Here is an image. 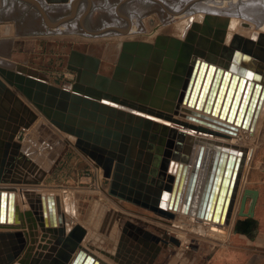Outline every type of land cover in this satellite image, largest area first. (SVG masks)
Listing matches in <instances>:
<instances>
[{
    "label": "water",
    "instance_id": "95a60500",
    "mask_svg": "<svg viewBox=\"0 0 264 264\" xmlns=\"http://www.w3.org/2000/svg\"><path fill=\"white\" fill-rule=\"evenodd\" d=\"M50 3L69 4L70 0ZM77 4L71 2L72 15L68 19L76 16ZM226 27L206 15L201 24H192L184 38L159 35L154 42L126 40L111 77L98 74L100 58L72 50L68 68L77 76L71 88L0 66V185L38 186L44 182L70 142L56 135L45 124L48 121L62 134L73 137L75 149L112 179L110 194L153 212L167 223L191 217L197 222L212 221L213 229L228 233L250 149L208 137L225 135L215 129L173 118L175 113L194 122L201 115L191 109H183L191 115L178 113L176 101L189 100L193 107L195 91L208 64L209 72L195 107L203 106L205 87L214 68H218V74L220 69L225 70V77L233 73L231 86L234 82L240 86L229 112L224 105L223 114L228 113L224 119L226 124H234V129L254 131L264 103V33L257 39L236 35L227 45ZM199 40L207 45H200ZM215 45L220 47L217 52ZM242 85L246 87L244 101L236 114ZM248 98V107H244ZM209 104L210 100L205 110ZM218 110L217 103L213 113ZM136 111L169 120L191 132L153 121ZM22 130L30 131L26 140H21ZM183 137L191 139L187 149L175 141H183ZM142 151L146 152L145 159ZM172 161L178 164L174 173ZM11 190L0 187L2 222L7 219ZM23 192L42 230V244L24 262V233L1 232L0 238H9V243H0V264H108L83 246L87 237L84 226L77 224L68 231L66 216L61 215L58 227L54 208H49L47 217L44 196L30 190ZM165 194L170 198L163 206ZM258 195L256 190H245L244 204L249 197L254 201L248 213L243 211L241 215L254 217ZM51 199L49 196V205L54 206Z\"/></svg>",
    "mask_w": 264,
    "mask_h": 264
},
{
    "label": "rangeland",
    "instance_id": "374dc122",
    "mask_svg": "<svg viewBox=\"0 0 264 264\" xmlns=\"http://www.w3.org/2000/svg\"><path fill=\"white\" fill-rule=\"evenodd\" d=\"M35 1H40V8L26 0H0V66L63 88H71L76 81V72L68 68L72 50L100 58L102 62L98 74L111 77L124 41L154 42L158 35L182 38L185 33L183 27L186 23L181 26L182 20L178 16L170 19L171 15L161 6L164 0H144L142 9L146 10L135 19L126 18L123 8L120 13L118 9L116 18L126 23L130 21L132 25L126 33L116 30H126L127 27L116 30L112 26L109 28L114 20L110 6H126L137 0H79L76 16L71 19H68L72 15L71 3ZM122 1L125 3L119 5ZM169 1L176 5L173 0ZM88 10L89 14L85 16ZM59 21L62 22L58 24ZM88 66L92 65L89 63ZM261 119L246 169L243 194L234 212L235 223L225 241L209 240L206 236L191 230L189 232V226L196 224L191 221L186 223L185 228L179 229L165 223L164 219L153 212L110 194L112 179L106 178L103 169H98L92 160L76 150L73 142H68L58 157L55 166L60 167L56 169L57 172H52L35 189L66 194V198L70 194L75 197L74 209L77 213L75 217L66 214L67 221L90 229L83 242L84 247L108 263L128 264V255L135 254L140 264H173L175 260V264H239L242 262L239 255L245 253L250 264H257L254 255L264 254V248L245 244V240L253 238L258 231L257 223L254 217L248 218L241 213H248L254 201L253 197H249L242 207L245 190H256L259 193V188H264V112ZM171 126L184 129L174 123ZM26 137L27 133L21 136V140ZM166 202L167 198L164 197L162 205L166 206ZM116 211H119V225L111 222L112 212ZM246 222L248 225L244 226ZM172 224L175 222L172 221ZM33 231L35 233L28 236L30 245L22 257L24 262L33 256L37 250L36 244L40 243L41 230ZM119 238L121 244L117 246ZM154 242L157 246L151 250L150 246ZM226 256L235 260L226 262Z\"/></svg>",
    "mask_w": 264,
    "mask_h": 264
},
{
    "label": "bare ground",
    "instance_id": "6f19581e",
    "mask_svg": "<svg viewBox=\"0 0 264 264\" xmlns=\"http://www.w3.org/2000/svg\"><path fill=\"white\" fill-rule=\"evenodd\" d=\"M152 1L156 2V0H152ZM173 1H174V3H176L175 6L173 4H171L169 0H164L163 1L164 4L161 6L163 7V9H165L171 15L170 19H176L179 17V19L182 20V22H180V20H179L181 26L183 25L184 22L186 23L183 27V30L185 31V33L183 34L182 38H184V36L188 32V30L191 28V26L194 22L201 24L206 15L213 17L214 20L219 21L220 23L227 24L226 34L224 36L225 44H227V45H229L231 43L232 39L236 35H241L243 37H247V38H251V39H257L260 33H264V0H181V1L180 0H173ZM34 2L38 7H41V5L39 4L40 1L39 2L34 1ZM78 2H79V0H76V3H78ZM123 3H125V1L124 2L122 1L119 5H123ZM10 4H11V2H10ZM144 4H145L144 0H137L135 3L133 2V3L128 4L126 6H120V7L118 5L114 6V7L110 6L111 14L114 17V20H113V23L111 25H109V28L112 26L111 28H115L114 30H116V28H126L127 27L126 30H122V31L116 30V31L121 32V33H126L127 31H130L129 27L132 25H131L129 19H128L129 23H126V22L120 21L119 19L116 18L115 15H116V13H118V9H120V11H119V13H120V12H122V8H123V10H124L123 13L127 14L126 18L129 17L131 19V17H133V19H135L137 17V15L140 14V12H143L146 10V9H142ZM107 5H109V4H107ZM11 8H13V7H11ZM199 19H202V20L198 21ZM245 19H246V21H244ZM246 22H248V23H246ZM163 24H164V22H163ZM259 30H260V32H258ZM150 42H151V40H150ZM199 44L200 45H207V43L204 42L203 40H199ZM219 48H220L219 45L214 46V50L216 52L219 51ZM209 67L210 66L208 64H205V66H204V72H203L204 75H203L202 81L200 82V84H198V87L195 91L194 103H192L193 107L189 106V100H187L186 103H180L179 101H176L178 113L191 115V114H188L186 111L183 110V109H191L195 112H198V114H201V115L196 116L197 120L194 122L192 120L182 118L180 115L175 114V113H173V118L180 120L182 122H189L191 124H196L198 126H202V127L208 128V129H213V130L215 129L217 132H221L222 134H225V135L222 137H213V136H208V137H212V138L219 140L225 144L236 145V146H239L241 148H249L250 149V153L246 157L244 173L242 175V181H241V185H240V189H239V193H238V197H237V202H236V206H237L240 203V198L243 194L242 188L244 187L243 184H244V180L246 179V177H245L246 176V169H247V165L250 162L249 159L252 155V148L256 142L255 137L257 136L256 133L258 130V125H259L260 121L262 120L261 118H262L263 112H264V103L262 105V109H261V112H260V115H259V118H258V121H257V124L255 126L254 131H252L250 128L249 129H243L241 127L240 128L237 127L236 129H234V124H226L227 121L224 118L227 117L228 113L223 114L224 105L227 104L228 109L227 108L226 109L229 112L231 109L232 103L234 102L236 92H237L240 84L234 82L233 86H231L232 79H233V73H231L225 77V70L220 69V72L218 74V68L216 67V68H214V71L211 72L210 81H208V83L205 87V91H204V95H203L204 99H202V102H203L202 108L201 107H199V108L195 107V106H197V102L202 95L205 80L207 78V73L209 72ZM196 77H197V74H195L192 86H191L190 91H189V96L191 95V93L193 91V87L195 84ZM245 89H246L245 85H242L239 89L240 90L239 96H238V99L236 101V107H235L236 108V114H238V110L240 109V105L244 101L243 100V94L245 92ZM252 92H253V90H251L250 98H251ZM261 93H262V90L260 91V95H261ZM219 94H220V99L218 100ZM210 95H212L211 99H210ZM189 96H188V99H189ZM250 98H248L244 102V107H248V103H249ZM209 100H210L209 107L207 110H205L204 109L205 104H207ZM217 103L219 105V110H218V112H215V114H214L213 109ZM135 113L143 115L146 118H149V119L156 121V122H159L161 124H167V125L171 126V124L173 123L169 120L159 118L157 116L149 115L147 113H142V112L138 113L137 111ZM221 116H222V118H221ZM220 121L225 122V123H219ZM45 124L49 128H51V130L56 135H58L60 138H62V135H63L64 138H68L70 140V142L75 141V139L73 137H68L67 135L62 134L60 131H55L56 128L54 126H52L48 121H45ZM212 125H214L216 128H213ZM5 126H7V123L5 124ZM2 130L5 132V129H2ZM56 130H58V129H56ZM183 130H185L187 132H191V130H188V129H183ZM21 133L22 134L27 133V137L25 138V140H26L28 138L30 131L22 130ZM192 133H194V132H192ZM66 141H67V139H66ZM175 141H178L180 144H182V146L185 145V148L187 149L189 147V143H190L191 139L187 138V137H183V141L180 140L179 138L176 139ZM241 151H242V149H241ZM142 153H143L142 156L143 157L145 156L144 157V159H145L146 158V152L142 151ZM141 163H142V161H141ZM177 166H178L177 162L172 161V167H171L173 170V171H171L172 173H174L175 168ZM0 187L3 189L4 188L12 189L9 192L8 200L10 199V206H9V210L7 213L6 222H2L0 220V233L1 232H16V231H20V232L24 233V237L26 239L27 246H26L25 251L22 253V257L26 253L27 247H29V245H30V241H29V237H28L29 234L30 235L34 234L35 231H33V230H36V229L41 230V228L39 227L37 218H36V214L31 209L28 198H27L26 194L23 192L24 190L35 191L36 193L40 194V196H44L43 208L47 212V217L49 218V208H51V209L54 208V213L56 216L55 218L57 220V226L58 227L61 226V224H60L61 223V215L66 216V214H67V215H71V216L75 217V215L77 213V212L75 213V209H74V207H76L75 197L71 194L68 196V198H66L65 197L66 194L61 195V194H58L56 192H54V193L44 192L40 189L39 190L35 189L34 187H38L36 185L32 186V185H12V184L10 185L9 184V185H0ZM49 196L52 197L51 201H54V204H55L54 206L49 205L50 204V202L48 200ZM164 196H165V199L170 198V195L168 196L167 194H165ZM13 200L15 201V203H13ZM243 205H244V200H243L242 207H243ZM236 206H235V210L237 208ZM16 208L19 209V214L21 217L20 221H18V218H17L18 211L16 210ZM235 210H234V212H235ZM112 213H113V215H112L111 219L114 220L113 224L116 225L120 221L119 220V218H120L119 217V211L112 212ZM73 219L75 220V218H73ZM233 219H234V213L232 216L230 227H231V224L233 222ZM74 220H73V222H74ZM179 221H182V222H179ZM189 221H191L192 223L193 222L196 223L194 225L191 224L189 226L190 227L189 232L191 230L197 234H200L201 236H207V232H210L209 231V228H210L211 232H213V234L217 237V239L219 241H223L225 238V235L227 234V233L221 232L220 230L213 229L212 228V221L210 222L207 220H203L204 222H197L194 218H191V217H188L186 220L179 219L178 221H174L175 224H172V222H171L170 225H174L175 227L180 229V228H183L184 226H186L187 225L186 223H188ZM164 222L167 223L165 220H164ZM49 225H51V224L49 223ZM178 225H179V227H178ZM73 226H75V225H73ZM73 226L71 225L70 222L67 221V218H66V228L68 229V231ZM230 227H229V230H230ZM86 231H87V235H88L89 232L87 229H86ZM41 233H42V230H41ZM139 233H140V231H139ZM179 237L183 238L180 235H179ZM41 238H42V234H41ZM41 238H40V243L36 244L37 247L40 244H42ZM8 241H9V238H7V240H4V241L2 240V238H0L1 244H5ZM156 242H158V241L156 240ZM119 244H121L120 238H119V242H118L117 246ZM156 244L157 243L154 242L150 246L152 248L151 250H154L155 246H157ZM90 251L92 253H94L92 250H90ZM142 252H144V250H142ZM94 254H96V253H94ZM128 256L131 259L136 260L135 254L128 255ZM98 257H100V256H98ZM101 259H103V258H101ZM136 262L140 263L139 260L138 261L136 260ZM111 263H113V261ZM111 263H108V264H111Z\"/></svg>",
    "mask_w": 264,
    "mask_h": 264
},
{
    "label": "crops",
    "instance_id": "0c3cea01",
    "mask_svg": "<svg viewBox=\"0 0 264 264\" xmlns=\"http://www.w3.org/2000/svg\"><path fill=\"white\" fill-rule=\"evenodd\" d=\"M35 1V0H33ZM37 2V1H36ZM35 3V2H34ZM55 129V128H54ZM55 131H58L55 129ZM62 161V160H61ZM57 162V161H56ZM55 164L52 166V168L50 169L46 179H48V177H50V174H52V172H54V174L57 172L56 169L60 167V165H56ZM60 162V160H59ZM46 179L44 180V182L46 181ZM35 188V187H34ZM112 203H110L111 205ZM94 207V205H93ZM112 207V205L110 206V208ZM114 218V217H113ZM254 218H255V222L257 223V228L258 231L255 233V236L253 238L249 237L246 241V245H254L256 248L262 249L264 248V188L260 189L259 188V196H258V200H257V204L255 206L254 209ZM112 222H114V220L112 219ZM72 223V222H71ZM235 222H232L231 227L229 232L225 235V238L223 241L226 240V238L229 236L230 231L232 229V226ZM73 226V224H71ZM76 225V224H75ZM244 226L247 225V223L243 224ZM85 227V226H84ZM87 227V226H86ZM85 227V228H86ZM88 230V232L90 233V229L87 227L86 228ZM210 232H207V236L210 239L219 241L217 239V237L213 234V232H211L210 228H209ZM119 241V240H118ZM149 243V242H148ZM39 244V243H38ZM35 251V250H34ZM129 257V256H128ZM228 259H225L226 262H232V260H235L234 258H232L231 256H226ZM247 255L244 253L242 255H239V258L242 260V262H240L239 264H250V262L247 260ZM230 259V260H229ZM232 259V260H231ZM254 260L257 261V264H264V254H255L254 255ZM131 261V262H130ZM176 261V260H175ZM175 261L173 262V264H175ZM137 264L135 259H131L129 257L128 259V264ZM140 264V263H139ZM180 264H184L183 262H180Z\"/></svg>",
    "mask_w": 264,
    "mask_h": 264
}]
</instances>
